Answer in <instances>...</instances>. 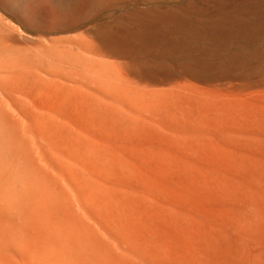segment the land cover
Segmentation results:
<instances>
[{
	"label": "bare ground",
	"instance_id": "obj_1",
	"mask_svg": "<svg viewBox=\"0 0 264 264\" xmlns=\"http://www.w3.org/2000/svg\"><path fill=\"white\" fill-rule=\"evenodd\" d=\"M49 1L52 4L51 14L58 18V27L69 26L66 14L76 7L79 0ZM125 1L127 2L87 0L88 11L111 12L121 7ZM177 1L179 0H152L153 5L147 7H123L121 20L116 19L108 27H102L104 29L93 36L83 32L80 35H77L78 32L76 35L63 34L47 38L23 35L22 37L35 43L31 44L35 49L31 47V50L35 53L26 56L27 58L23 53L26 50L24 47L28 45L17 43L19 46L16 48L22 49L18 51L15 48L20 56L17 57L20 60L25 57L28 59L26 62L12 60L15 55L9 57V60L4 59L7 57L4 53L8 51L9 54L10 46H6L8 42H4V39L0 40V140L5 142L2 144L4 148L6 143L25 144L21 152H15L13 149L11 155L19 158L17 165L25 168L26 171L20 170L27 173L24 178H27L25 180L32 188L34 184L39 187L48 183L49 176L44 170L50 168L49 160L57 161L58 168H66L64 161L67 159H76L77 155L92 157V146L96 142L98 146L99 141L108 138L96 140L93 128H98V125L107 130L105 126L118 119V123L126 122V126L136 125L134 130L136 127L147 125L151 126L150 129L154 124L161 123L173 127L183 123L184 128L200 126L202 130L199 128L201 133L197 135L198 137L201 134L200 140L193 142L194 137L191 136L190 148L186 147L189 152L186 151L188 159L184 198L182 202H177L176 195L173 198L168 195L171 193L167 194L173 199H170L171 201L177 202L169 201L173 204L170 205L169 218V264H264V0H186L185 3L182 0L184 4L181 5L176 4ZM162 2L171 5L160 9L157 5H163L157 3ZM14 28L16 27L5 22L4 17L0 15V32ZM15 30L19 33L17 28ZM124 123L122 125L125 127ZM113 124L115 126L111 127L118 125L116 122ZM119 126L117 127L121 131ZM161 126H156L158 131ZM99 129L102 130L101 126ZM99 129L95 130L96 133ZM91 130L95 138L91 136ZM106 130L101 131L105 134L103 137L111 131ZM189 130L191 134V129ZM198 131L195 132L194 129L193 132L196 134ZM122 134L118 137L120 141H125L127 135L124 134V137ZM99 135L101 136V133ZM188 136L184 138L187 139ZM109 137L111 139L110 134ZM163 138L161 137V140H164ZM173 138L169 137L170 142ZM191 138L189 136V140ZM91 139L95 142L90 146ZM108 140L99 142L100 147L105 146L101 144ZM175 142L176 140L174 145ZM112 143L114 146V142ZM117 143L120 142L117 140ZM100 147L98 146L99 150ZM107 147L102 148L105 154L108 152ZM169 148L168 151L171 150V147ZM15 149L18 150L16 147ZM109 149L111 150V147ZM9 150L11 151L10 148ZM8 152L6 154L9 157ZM175 154L171 157L176 156ZM8 159L11 157L5 161ZM9 166L11 165H8L9 170L6 168L8 171L12 167ZM18 169L14 170V174ZM21 175L18 174L20 178ZM23 180H20V183L24 182ZM27 182L25 181L26 185L21 184V190L22 185L27 186ZM31 182L34 184L31 185ZM96 183L92 186L95 187ZM54 187L57 188V185ZM53 189L48 190L52 191L54 196L49 195V191H46V194L48 197L52 196L49 199H60L61 203L57 201V206L69 199L66 191L64 195V192L61 194V191L59 193ZM16 196L14 198L18 200L22 195ZM47 196L45 195V198L50 201ZM32 197L33 201L28 210L32 212L45 208L41 197L36 196L37 199L34 194ZM14 198L11 199L15 204ZM82 198L79 199L82 203L85 201L82 204L84 205L89 198L84 200L83 195ZM26 199L24 204L28 201ZM10 201L8 202L11 204ZM84 206L86 207V204ZM50 223L47 226L41 225L40 229L35 231H40L38 234H41V230L48 233L55 228L52 227L54 222L52 225ZM37 224L38 222L36 227ZM43 226L49 229H44ZM52 236L54 234L50 237ZM59 236L58 239L61 240ZM50 242L47 243L50 245ZM49 245L48 247H53ZM91 245L89 247H92ZM58 247L61 249L60 245ZM94 247L93 250L87 248L88 252H95ZM73 249L75 248L71 249L72 252ZM102 251L104 253H101ZM106 251L99 249L98 253L96 250L95 253L103 257L100 259L95 255L98 258L95 260L105 262L103 258L106 259ZM60 252H57V255ZM81 252L80 261H83L81 258L84 253L86 260L90 261L88 254L86 255L87 251L83 254ZM45 253L46 251L44 255ZM70 253L68 255L63 252L64 256L71 258L69 261L76 262V254L75 260L72 261ZM34 255L36 254H33V257ZM39 255L41 254L38 253ZM58 257L60 259V256ZM61 258L59 262L64 264L65 258ZM43 263L46 264L45 261Z\"/></svg>",
	"mask_w": 264,
	"mask_h": 264
},
{
	"label": "rangeland",
	"instance_id": "obj_2",
	"mask_svg": "<svg viewBox=\"0 0 264 264\" xmlns=\"http://www.w3.org/2000/svg\"><path fill=\"white\" fill-rule=\"evenodd\" d=\"M137 1L138 0H134V1L133 0H127V2L125 1L122 3V5H120L121 7H117L111 12L90 13L88 11L87 0H79L76 7L73 10H71L69 13L66 14V19H68V21H69L68 25L69 24L70 25L65 27V28H61V27H58V20H57L58 18L54 14H51V13H53V11H52V4L49 0H40V1L39 0H0V15H2L4 17L5 22L10 23L12 26L16 27L18 29V32L20 33V34L17 33V30H15L16 28H14L13 30H11V29L7 30V31L5 30L7 32L6 34H5V31L0 32V38H1L0 40L4 39V42H8L6 46L7 47L10 46V48L8 47L9 48L8 50H10L9 54H11V55H9L8 51H7L6 53H4V54H7V57L4 59L9 60L10 59L9 57H11L12 55H13L12 57H14V55H15L16 56V57H14L15 59H13V58H11V59L15 60V61L19 60L18 62H20V61L22 62L23 59L20 60L19 59L20 56H19V54H17L18 51H22L21 45L19 47L21 50L16 48L17 46H19L18 44H22L23 46H25V45L29 46L31 44L35 45V43L33 41L22 37L23 35L29 36V34H30V35H33L35 37L47 38V37H55V35L59 36V35H63V34H67V35L68 34H71V35L75 34L76 35L78 32L79 33L77 35H80L83 32V34L87 33V34L93 36V35H96L102 29L111 25V23H113V21H115L116 19L121 20L122 9H124L123 7L129 9V8H133V7H138V5L140 7H147V5H149V6L153 5L152 0H139L138 2ZM179 1H177L176 4L181 5V4H184L186 2V0H183L184 3L182 2V0H179ZM135 2H137V4ZM6 3H8V4L5 5ZM134 4H136V5H134ZM157 4H159V5L161 4L164 6V7L163 6L161 7V6L157 5V7H159L160 9H166L171 5V4L167 5L166 2L165 3L164 2L157 3ZM84 5H86V6H84ZM4 6H6V7H4ZM33 8H35V9L33 12H31V10ZM36 19H37V21H36ZM77 26H79V27H77ZM35 27L37 28L38 32L36 31ZM102 27H104V28H102ZM34 29H35V31H34ZM64 29L67 31H65ZM9 32H11V34ZM16 39L18 40V42ZM13 40L15 41V43L13 42ZM27 41H29V42H27ZM11 42H13V43H11ZM11 45H13L14 47H11ZM32 45L30 46V48L28 46L24 47V50L25 49L28 50L27 51L28 54L26 53V50H25V53H23V56L26 54L25 57L26 56L29 57L31 54L35 53L34 52L35 49L33 48L34 46L32 47ZM27 47L29 49H27ZM31 47L34 50L33 49L31 50ZM15 48L18 51H16ZM1 52H3V51H1ZM20 54L22 55V52H20ZM17 56H19V57H17ZM25 57H24L23 61L26 62V60H28V59H25ZM25 62H23V63H25ZM26 68L27 67H25V69ZM119 121H118V119L115 120L114 122L112 120V121H110L109 124H107V126H105L108 131L111 130V131H109V134L111 135L112 140L114 138L113 141L110 139L109 134L106 135V137H103V135H105V134H103V132H101V131H105L106 129H103L102 125H98V128H96L97 126L95 128H93V131L96 134V136L94 135V133L91 130V133H92L91 136L97 137L96 138L97 141L100 140V138L103 139V138L108 137L107 139H104L106 141L109 139L108 142H106L107 144L104 143L105 142L104 140H102L104 142L101 144L102 146L105 145L103 147L108 146L107 147V149H108L107 154H105L106 153L105 150H102L103 147L101 148L99 145V142H102V141H99L98 146L100 147V150L98 149L97 142H96L95 143L96 145L94 144L91 148L94 150V152L92 153L93 154L92 157L90 155H77L76 159H67L65 161L62 160L65 162L66 168H63L61 166L58 168V166L56 165L57 161L49 160V163L51 164V166L49 169L44 170V171H47L45 173L47 174V176H49L48 183H46L45 186H44V184H42L43 186L39 185V187H36V185L33 182H31V185L34 184L32 187L33 191H32L31 186L28 184L27 180H25L27 178H24L26 172L20 170V169L25 170V168L19 167L20 164H18L19 166L17 165L19 158L16 159V157L13 154L11 155V152L14 150H15V152H18V151L21 152L25 148V146H24L25 144L23 145V143L20 144L19 142H17L18 144L17 143H12V144L6 143L7 145L5 144L4 145L5 148H4L2 144H4L5 142L3 141L4 142L3 143V142H1L2 140H0V149H1L0 150V156L3 153L5 154V155L3 154V156L0 157V159H5L6 157L7 158L11 157V159L10 160L8 159V161H7L9 163H7L5 161V160H7V158L5 160H1L2 162L0 161V163L3 164V165L0 164L1 165L0 166V168H1V171H0L1 172L0 173V208H2V209H0V264H42L44 261L46 264H53L54 262H55L54 264H63V262H59L60 259H62L61 257H63V260L65 258L64 264H65V262L67 264H71V263L74 264L78 260H79V262H77V263H83V264H89L90 261H91L90 264H93V263L94 264H97V263L107 264L106 262H108V264H115V263L116 264H169V261H170V241H169V239H170L169 238L170 237V223H169L170 219L169 218H170V210H171L170 205H173L170 202H172V203L175 202V200L171 201V200H173V199H171V197L174 198V196L176 195L175 197L178 198V196L180 195L179 197L181 198V200H180V198H179V200L176 198L177 202H179V201L182 202V200L184 198L183 196H184L185 187H186V162L188 159L187 153L189 152L190 142L192 141V138L194 137L193 142L200 140L201 134L198 136L199 139H197L198 138L197 135L199 133H201L200 131L202 130V128L200 126H193V127H196V128H194L195 132H197L198 129L201 128V130L199 129L198 133L194 134L195 132H193L194 129L192 126H188V127L186 126L184 128L185 125L183 123H179L180 124L179 126L174 125V127H173V125H171L173 127L172 128L171 126H169L170 124L166 125V124L161 123L160 125L154 124L152 126L153 129L152 128L149 129V127H151V126L147 125V126L136 127L134 130L133 127H135L136 125L134 126V125L129 124L131 127L129 125L126 126V124H125L126 122L124 123L122 121L125 125V127H124L122 125L123 123H118ZM115 122H116V124H118L117 126H119V124H120L119 127H120L121 131L119 130V128L117 126L114 127L115 124H113V123H115ZM162 124H163V126H161ZM112 125H114V126L111 127ZM121 125L124 128H122ZM100 126H101L102 130L99 129ZM156 126H158V127L161 126L160 131H158L159 129ZM189 127H191V128H189ZM112 128L113 129L117 128V129L113 130ZM155 128H156V130L158 129L157 132H156ZM188 128L191 129V134L193 133L194 136L189 133L190 130ZM96 129L97 130L99 129L100 131H97V133H96V131H95ZM131 129L136 134L132 133ZM185 129H186V131H185ZM164 130H168V131H164ZM170 130H171V132H170ZM145 131H146V133H144ZM161 131H163V132H161ZM99 132L101 133L102 137L99 135L100 134ZM117 132H118V134H117ZM119 132L121 134L124 133L125 135H127L126 138H124L125 135L122 134L124 137H121V138H124L125 141L122 139L120 141L119 137L121 135ZM158 133H160V134H158ZM182 133L183 134L185 133V134L183 135ZM188 133H189L190 138L192 136V138L190 140H189ZM130 134H131V136H130ZM175 134L176 135L178 134V135L175 136ZM115 135H117L116 137L118 139H116ZM180 135H181V137H179ZM186 135L188 136L187 139L184 138V136L187 137ZM98 137H99V139H98ZM161 137L162 138L164 137L163 138L164 140H161ZM169 137L170 138L174 137L173 139H175V137H176L175 140L177 143L175 142V145H174L175 140L173 141V139H172V142H170L171 139L169 140ZM177 137H178V139H177ZM182 139H185V140L183 141ZM117 140L120 143H117ZM111 141L114 142V146H113V143ZM163 141L167 142L168 145L166 143H164ZM181 141H183V143H186L188 145H186V144L184 145ZM92 142H93V139H91L90 146L92 145ZM118 144H119V147H117ZM1 145H2V147H1ZM126 145H127V147H126ZM172 145H174V146H172ZM179 145H180V147H179ZM12 146H13V148H12ZM94 146H97V147H94ZM187 146H189L188 150L186 149ZM15 147L18 148V150L15 149ZM109 147H111V150L109 149ZM169 147H171L170 151H168L170 149ZM9 148L11 149V151L9 150ZM150 149L152 151H149ZM153 149L155 151H153ZM179 150H180V152H179ZM181 150H182V152H181ZM183 150L185 152H183ZM109 151H111V152L109 153ZM129 151L132 153L134 152V153L132 154ZM138 151L140 153H138ZM166 151H168V152H166ZM172 151H175V152L171 154ZM186 151H188V152L186 153ZM7 152H8L9 157L6 154ZM155 152H156V154H155ZM126 153H129L131 155L128 156ZM103 154H105V155H103ZM115 154H119V155H115ZM125 154H126V156L124 157L123 155H125ZM174 154L176 156L171 157ZM17 157H18V155H17ZM129 157H131V158H129ZM12 160L14 163L12 162ZM4 161H5V163H4ZM15 163H16V165H15ZM5 164H7V166ZM9 164L12 166V167L9 166V167H11L10 169L12 171L11 170L8 171L9 170V168H8ZM4 165H5V167H3ZM15 166H17L16 167L17 169L19 167L18 171L20 170V172L16 171L17 173L15 172V174H14V170H17L15 168ZM13 167H14V169H12ZM6 168H8V170H6ZM2 169L4 170L3 172H2ZM11 172H12V174H14V176H16L15 181H14V176L11 174ZM22 172H24L23 173L24 175L22 174ZM18 174H20V175L22 174L21 176L23 178L22 177L20 178L18 176ZM26 177H27V173H26ZM105 177H107V178H105ZM16 178H17V180H16ZM22 179H24L23 180L24 182L21 181V183H20V180H22ZM25 181L27 182V186L29 185L28 186L29 189L27 191H26L27 186H25L26 185ZM96 182H98V183H96ZM16 183H17V185H16ZM94 183H96L95 187L92 186V185H94ZM21 184H25L24 186L22 185V190L20 189ZM12 185H14V186H12ZM55 185H57V188L54 187ZM99 186H101V187H99ZM4 187H5V189H4ZM7 187L10 189H8ZM30 188H31V190H30ZM37 188H38V190H37ZM49 188L50 189L55 188L53 190H55V191L58 190L59 193L61 191V194L64 192V195L67 192V196L69 199L67 198L68 200L62 201V204L57 206V204H58L57 201H59L60 199L55 200V199H58V197L57 198L53 197L54 198V199L52 198L53 200L49 199V197L51 198L52 196L48 197L47 196L48 194L54 196V194L51 193L52 191L48 190ZM84 190H86V191H84ZM157 190L159 192H157ZM46 191H49L48 194H46ZM58 191H57V193H58ZM176 192H178V193L176 194ZM95 193H96V195H95ZM168 193H171V194H168ZM19 194L22 196L19 197L18 200L15 199L14 197L16 195H17L16 197L20 196ZM33 194H34L35 198H37L36 196H38V198H40V197L42 198V201H43V204L45 207L44 209L41 208L42 206L40 204L41 209H36L37 211L33 210L34 213H33V211L31 212L30 210H28V209H30L29 207H31V202L33 201V199H32ZM81 194L85 197L84 200H87L89 198L87 200V203H89V204L85 203L86 207L88 205L87 208L84 206L85 204L82 205L85 201L83 203L80 201V199L82 198ZM89 194H90V197H89ZM167 194L170 196L172 195V196L168 197ZM29 195H31V196L29 197ZM45 195L48 197V199L51 202L48 201L47 198H45ZM25 196L30 198V199H26ZM58 196H60V195H58ZM102 197H104V198H102ZM11 198L12 199L14 198L15 204ZM63 198H65V196ZM24 199L28 200L27 202H25L26 205L23 203ZM81 200H83V198ZM8 201H10L11 204ZM19 202H22V203H19ZM59 202L61 203V201H59ZM96 202H97V205H96ZM177 202H175V203H177ZM52 203H55V204H52ZM12 205H14V206H12ZM111 209L114 212L113 214H112ZM110 211H111V213H109ZM93 212H95L96 214ZM99 212H100V214H99ZM29 219L30 220L33 219V220L29 221ZM36 220H40V221H36ZM44 221H45V223H44ZM52 221L54 222V225H52L53 224ZM35 222L36 223L38 222L37 227L35 225L36 224ZM50 222H52V223H50ZM49 223L52 225V227H55L54 229L57 228L55 232H51L52 230L54 231V229L49 230L48 233L46 231L41 230L42 231L41 234H38V232H40V231H38V232L35 231V230H39L40 229L39 227L41 225L47 226ZM30 224H32V225L30 226ZM34 225L38 229H36L34 227ZM51 225H50V227H51ZM45 228H47V227H44V229ZM47 229H49V228H47ZM59 231H60V233H59ZM57 233H59L61 235L59 236V234H57ZM52 234H54V236L50 237ZM46 235H47V237H46ZM58 236L61 240L58 239ZM3 241L5 243H3ZM47 242H50V245ZM71 242H73V243L75 242V243L72 244ZM101 243H103V244L101 245ZM56 244L58 246L60 245L61 249L58 246L55 247ZM71 244L73 245L72 248L73 247L75 248V249H73L75 251V253H74V251L73 252L71 251L72 248L71 249L69 248V246H71ZM76 244H78L77 246H79V247H77ZM79 244L80 245L82 244V245L80 246ZM84 244H85V246H84ZM90 244H92L91 245L92 247L97 246V247H94L95 252H96V250L98 252L99 249L100 250L102 249L104 251L107 250L105 252V254H107V256L104 255V256H106V259H105V257L103 258L104 259L103 261H105V262H101L100 260L98 262L97 260H95V259H98L95 257V255H97L95 252H93V251L88 252L89 248L91 250H93L92 247H89ZM48 245L49 246L53 245V247L52 246L48 247ZM100 246H101V248H100ZM102 246H103V248H102ZM76 247L79 248V250ZM106 247H109V248L107 249ZM49 248H51L52 250ZM63 248H64V250H63ZM65 248H68V249H65ZM82 248H84L86 250L83 251ZM36 249H39V250H36ZM58 249H60V250H58ZM44 250L46 251L45 255H44V252H45ZM56 250H57V252H59V251H61V252L58 253V255H57V252H55ZM70 251H71V253H70ZM27 252L29 253V255ZM50 252L55 253V254L51 255ZM63 252H65V254L70 253L72 256V259H73L72 261H74L75 259H77V261L74 263L69 261L71 259L68 257L69 254L66 255L67 256L66 257V256H64ZM76 252H78V253H76ZM80 252L82 254H83V252H86V255L88 254L87 258H90V261L88 259L86 260V257L84 256L85 253L82 256L83 258H81L84 262L80 261V259H79L81 257V255L79 256ZM32 253L36 254L37 258H35L36 255H34V257H33ZM38 253L41 255L43 254L42 255L43 261L41 259V255L38 256ZM91 253H92V255H91ZM101 253H104V252L102 251ZM31 254H32V256H30ZM61 254H62V256H61ZM75 254L77 257H75V259H74ZM48 255L51 258L53 263H51V260H48V259H50L49 257L46 258ZM53 255H55V256H53ZM24 256H27V258ZM58 256H60V259ZM112 256H114V257H112ZM98 257L101 259V257H103V256H101V257L98 256ZM44 258L46 260H44ZM27 260H28V262H27ZM30 260H31V262H30ZM47 260L49 261V263H47Z\"/></svg>",
	"mask_w": 264,
	"mask_h": 264
}]
</instances>
